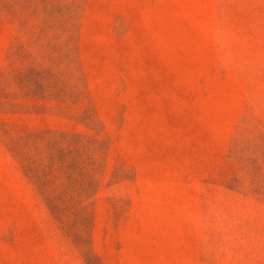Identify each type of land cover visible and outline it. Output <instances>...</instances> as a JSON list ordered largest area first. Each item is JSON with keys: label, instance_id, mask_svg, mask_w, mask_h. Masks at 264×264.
<instances>
[{"label": "rangeland", "instance_id": "374dc122", "mask_svg": "<svg viewBox=\"0 0 264 264\" xmlns=\"http://www.w3.org/2000/svg\"><path fill=\"white\" fill-rule=\"evenodd\" d=\"M0 264H264V0H0Z\"/></svg>", "mask_w": 264, "mask_h": 264}]
</instances>
